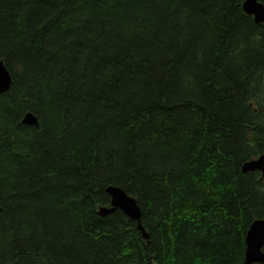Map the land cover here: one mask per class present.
Listing matches in <instances>:
<instances>
[{
    "label": "trees",
    "instance_id": "trees-1",
    "mask_svg": "<svg viewBox=\"0 0 264 264\" xmlns=\"http://www.w3.org/2000/svg\"><path fill=\"white\" fill-rule=\"evenodd\" d=\"M244 1L0 0V264H245L264 25ZM110 185L147 239L99 214Z\"/></svg>",
    "mask_w": 264,
    "mask_h": 264
},
{
    "label": "water",
    "instance_id": "water-1",
    "mask_svg": "<svg viewBox=\"0 0 264 264\" xmlns=\"http://www.w3.org/2000/svg\"><path fill=\"white\" fill-rule=\"evenodd\" d=\"M242 11L253 17L256 23L264 25V7L258 0H245L242 4ZM11 83L9 72L6 70L2 61H0V94L6 92ZM22 124L37 127V119L32 113H26L22 118ZM243 173L258 171L264 175V153L254 159L244 162L241 166ZM109 196V205L99 209L100 215H108L119 209L129 219L138 223V229L147 239L143 228L139 225L141 213L134 198L127 195L123 189L110 185L105 190ZM1 211V208H0ZM264 219H255L250 224L245 235V264H264Z\"/></svg>",
    "mask_w": 264,
    "mask_h": 264
},
{
    "label": "flooded vegetation",
    "instance_id": "flooded-vegetation-1",
    "mask_svg": "<svg viewBox=\"0 0 264 264\" xmlns=\"http://www.w3.org/2000/svg\"><path fill=\"white\" fill-rule=\"evenodd\" d=\"M263 249H264V246L262 247V251H263ZM264 252V251H263Z\"/></svg>",
    "mask_w": 264,
    "mask_h": 264
}]
</instances>
